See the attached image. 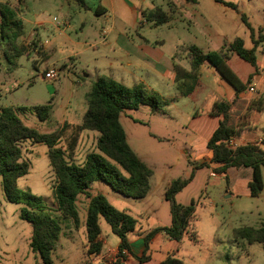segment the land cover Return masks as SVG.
<instances>
[{"label":"rangeland","instance_id":"1","mask_svg":"<svg viewBox=\"0 0 264 264\" xmlns=\"http://www.w3.org/2000/svg\"><path fill=\"white\" fill-rule=\"evenodd\" d=\"M223 1L232 3L235 8L213 0L197 3L145 0L142 7L147 9L144 10L161 8L169 21L155 27L141 18L137 32L151 44L161 46L164 53L174 51L181 65L189 64L190 45L203 52L228 54L229 45L240 38L245 48H252L253 41L264 33V0ZM85 2L88 6L96 5V0ZM135 3L138 4V0ZM5 4L13 18L20 22L22 33L12 39L0 37V108L49 104L48 119L40 121L34 113L28 112L20 114V119L41 133L65 126L59 147L66 151L67 146L73 145L72 155L68 156L67 151L65 156L80 164L87 153L96 152L97 136L94 131L75 129L86 107L84 94L88 86L83 82L87 80L85 77L95 78L96 68L118 60L116 53L104 45L102 33L107 27L101 19L90 20L92 15L87 10L77 12L76 5L66 4L64 0H6ZM56 27L64 31V35H58ZM129 35L138 40L134 30L129 31ZM254 56L261 75L256 81V90L264 97V39L257 43ZM232 57V66L239 77L245 79L255 70L235 55ZM48 68L57 71L54 80L43 79V72ZM215 80L220 79L215 77ZM167 84L159 95L165 101L160 109L141 105L136 110L124 111L119 117L129 147L152 171L146 196L142 199L124 197L102 181L89 185L86 194L101 193L113 207L133 217L137 227H167L170 213L162 180L165 177L188 179L174 197L176 203H193L194 208L175 258L187 264H264V250L259 244L234 241L232 235L236 228H256L264 221V171L261 173L263 188L253 197L247 187L250 168H229L225 174H219L213 171L215 167L196 166L199 164L194 163L191 153L192 149H202V139L193 130L198 121L192 117L196 110L200 113L202 109L200 99L184 97L171 81ZM214 87L218 90L217 85ZM249 88L252 85L247 86L244 93L255 95ZM256 99L255 95L251 102ZM244 106L237 104L230 117V124L239 128L237 131L253 123L258 112L250 103L246 109ZM20 148L29 169L17 179V188L40 197L61 226L51 253L52 264H81L86 245L84 229L81 224L74 229L71 220L62 219L56 209L52 197L55 175L49 165L47 146L25 140ZM86 202L85 195H79L80 223L84 221ZM21 207L7 201L0 186V264H43L29 247L31 226L19 218ZM99 227L104 248L116 249L119 239L101 217ZM166 246L163 243L152 247L156 251L152 256L160 257V250L167 251Z\"/></svg>","mask_w":264,"mask_h":264},{"label":"trees","instance_id":"2","mask_svg":"<svg viewBox=\"0 0 264 264\" xmlns=\"http://www.w3.org/2000/svg\"><path fill=\"white\" fill-rule=\"evenodd\" d=\"M197 3L198 0H185ZM226 7L235 8L232 3L223 0H213ZM80 8L88 10L85 0H73ZM5 3H0V37L12 39L21 35V24L11 14ZM97 10H94L96 14ZM141 18L155 27L166 24L169 16L161 9L143 10ZM264 39L259 34L253 41V47L247 49L240 38L229 45L227 52L234 53L239 59L254 67L245 82H241L226 63V53L203 52L194 45L188 47L189 70L178 64L173 65L176 89L182 96H190L198 87L200 66L206 63L210 66L235 92V98L246 91L252 77L257 72L254 51L257 43ZM88 86L84 94L86 103L80 123L75 125L79 132L83 130L97 133L95 151L85 155L80 164L69 161L65 156L72 155L73 145L67 146L66 151L59 147L65 126L50 133H41L35 128L26 126L20 119V114L34 113L40 121L49 118V104L32 107H1L0 108V186L7 201L21 205L19 218L31 226L29 247L37 253L43 264H52L51 253L55 247L61 226L48 212L44 201L29 192L22 191L16 186L18 178L27 174L29 165L22 158L21 142L30 140L43 143L48 148L49 165L55 175L52 186V197L57 211L62 219L71 220L74 229L80 225L78 218L77 200L79 195H85L87 202L83 226L86 237V250L82 264H91L90 255H98L102 249L100 239L99 218L108 224L112 234L118 237L117 249L129 251L127 234L132 232L136 220L124 211L113 207L104 195L86 194L92 183L102 181L114 192L132 199H142L149 189V169L129 147L119 117L126 110H136L141 105L151 109H160L165 101L155 92H149L142 84L126 87L112 78L101 75L95 80H85ZM233 101H217L212 105L210 115L218 116L220 120L206 148L210 153V163L217 164L215 173L225 174L229 168H250L251 177L247 182L250 196H257L263 188L262 175L264 171V151L258 144L237 145L229 148L227 143L237 136V129L230 124V109ZM264 104L263 98L253 101V106L260 110ZM135 121V120H134ZM70 149V150H69ZM68 159V160H67ZM209 166L208 163L196 165ZM210 167V166H209ZM225 179L227 176L225 175ZM188 179L172 180L164 191V199L169 204L170 225L157 227L144 237L145 246L156 233L163 232L171 240L180 242L186 233L189 219L193 214V203L181 205L175 202V195L187 184ZM234 241L243 240L248 244L257 243L264 250V221L258 227L243 226L233 230ZM162 264H182V261L168 256Z\"/></svg>","mask_w":264,"mask_h":264},{"label":"crops","instance_id":"3","mask_svg":"<svg viewBox=\"0 0 264 264\" xmlns=\"http://www.w3.org/2000/svg\"><path fill=\"white\" fill-rule=\"evenodd\" d=\"M52 1L55 2V0ZM64 1L66 4L76 5L73 0ZM0 3H6V0H0ZM144 3L145 0H138V4L135 3V0H96L95 6L87 5L89 7L87 12L91 13L92 15V19L90 18V20H93V17H95L94 19L97 20L101 19L102 23L107 27L105 33H102L104 35V45L110 47V50L113 53H116V56H118V60L114 61L115 64L108 62L106 66L103 65L101 68H96L95 78L85 77L87 80H95L97 77L105 75L126 87L142 84L147 91L155 92L161 96L160 92L162 91V88H164L165 84L168 85V81H171L172 85L175 86L173 72L174 64H178L185 70H189L188 63L181 65V63L175 59L174 51L170 54L164 53L160 49L161 46H158L157 44H151L143 34L137 32L138 24L141 25L140 12L144 9H147L142 7ZM76 9L77 12L80 11V8L77 5ZM95 9L97 10L96 14L94 13ZM70 16L71 15H69V17ZM81 20L82 21L80 24L81 27H83L84 19L82 18ZM65 26H68L67 21ZM133 30L135 31L138 40H134L129 35V31ZM57 31L58 35H64V31L61 29L57 28ZM262 35H264V33ZM108 38L111 39L110 42L107 41ZM229 53H226L227 65L241 82H245L247 77L250 74H253L254 71L247 74L245 79L239 77L235 71V68L232 66L231 59L235 54ZM259 69L260 68L257 67V72L254 74L251 83L248 85H252L253 90L251 92H255L257 99L262 97L256 90V81L261 79ZM215 77H218L220 80H215ZM198 81V87L189 97L194 99V101L195 99L199 98L201 102L200 108L202 109H200V113H198L196 110L192 118L198 121L193 130H195L194 132L196 136L202 139V149H192L191 156L194 163H208L209 166L213 168L217 167V164L209 162L210 153L206 148V143L216 128L220 117L210 115L212 105L217 101H233L230 109L231 117V115L233 116V111L237 104L245 105V109L249 103L253 106V101L251 102V100L255 98V95H247L244 93V91L243 93H240L237 98H235V92L233 88L229 86L223 79H221V77L206 63L200 66ZM215 85L218 86V90H215ZM262 98L264 99V97ZM253 110L254 109H252V111ZM243 113L245 115V112ZM254 118L255 120L253 123L249 122L250 124H248V126L240 129L241 131L239 130L237 136L232 138V140L235 145H243L247 143L258 144V146L264 151V149L261 147H264V104L257 112V115H254ZM170 181L172 180H170L169 177L163 178V186L166 188ZM80 224V226L84 229L82 221ZM154 228L157 227L142 229L140 226L137 227L136 223L134 230L127 234L129 251L127 255L124 256L121 264H162V262L168 256L175 258L174 255L178 253V245L180 242L171 240L163 232L156 233L152 238L149 239L147 246H145L144 237ZM100 239L102 241V249L98 255L89 256L91 264H108L110 256L117 250V247L116 249H105L104 240L102 239L101 235ZM163 243L167 244L165 249L167 251L164 252L160 250L161 256L153 257V252L156 251L153 250L152 247H160L163 245ZM182 264L187 263L182 261Z\"/></svg>","mask_w":264,"mask_h":264},{"label":"built area","instance_id":"4","mask_svg":"<svg viewBox=\"0 0 264 264\" xmlns=\"http://www.w3.org/2000/svg\"><path fill=\"white\" fill-rule=\"evenodd\" d=\"M54 20H56L54 18ZM57 71L53 68H48L45 69V71L43 72V79L45 81H51L54 80L57 77ZM250 91H252V88H249ZM227 146L229 148L234 149L237 145L234 144L233 140L230 139L229 142L227 143ZM128 253L127 250L123 249V250H116L115 252L112 253V255L109 258L108 264H121V261L123 260L124 256H126Z\"/></svg>","mask_w":264,"mask_h":264}]
</instances>
